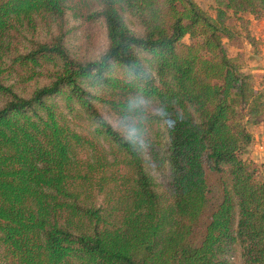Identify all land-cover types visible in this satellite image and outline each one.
Masks as SVG:
<instances>
[{"label": "trees", "instance_id": "trees-1", "mask_svg": "<svg viewBox=\"0 0 264 264\" xmlns=\"http://www.w3.org/2000/svg\"><path fill=\"white\" fill-rule=\"evenodd\" d=\"M213 2L0 0V264H264V179L244 158L264 88L224 44L264 0ZM97 20L107 50L74 52Z\"/></svg>", "mask_w": 264, "mask_h": 264}, {"label": "rangeland", "instance_id": "rangeland-1", "mask_svg": "<svg viewBox=\"0 0 264 264\" xmlns=\"http://www.w3.org/2000/svg\"><path fill=\"white\" fill-rule=\"evenodd\" d=\"M198 5L211 15H215V4L213 0H196ZM241 17V18H240ZM78 24L77 21L71 20V25ZM227 25L232 31L230 38L224 39V44L229 55L236 57L241 56V62L244 65V71L252 75L255 87L262 89L264 84V20L255 19L250 15L233 16L231 14ZM185 43L191 40L185 38ZM73 51L81 54L99 55L104 53L108 48L107 31L101 20L94 21L90 24L78 26L76 33L71 40ZM98 111L120 131L126 132L121 125L118 115L110 108L96 104ZM243 121L247 123V119L243 117ZM78 128L84 125L82 120L76 121ZM249 131L252 133L253 139L246 149L244 158L250 159L257 163L260 170V177L264 179V121L258 124H247ZM153 167V166H152ZM153 175L159 183H164L166 177L163 173L153 170ZM211 197L216 202L219 200L220 187L216 177H209ZM203 228V225H202ZM201 234L195 237V242L200 241ZM234 262L240 264L239 258Z\"/></svg>", "mask_w": 264, "mask_h": 264}]
</instances>
